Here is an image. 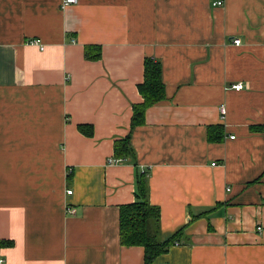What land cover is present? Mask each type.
I'll use <instances>...</instances> for the list:
<instances>
[{
    "label": "crops",
    "instance_id": "crops-1",
    "mask_svg": "<svg viewBox=\"0 0 264 264\" xmlns=\"http://www.w3.org/2000/svg\"><path fill=\"white\" fill-rule=\"evenodd\" d=\"M64 1L0 0V264H144L139 173L183 233L152 264H264V0ZM147 59L165 98L133 129Z\"/></svg>",
    "mask_w": 264,
    "mask_h": 264
},
{
    "label": "trees",
    "instance_id": "trees-1",
    "mask_svg": "<svg viewBox=\"0 0 264 264\" xmlns=\"http://www.w3.org/2000/svg\"><path fill=\"white\" fill-rule=\"evenodd\" d=\"M90 48L86 49V58L88 60L99 59L100 52L92 55ZM139 91L143 97V102L134 105L131 125L133 129L145 123V113L148 108L165 98V86L162 81V69L159 62L151 59L145 61V81L139 85ZM79 130L87 136H91L93 133L90 125H80ZM209 139L215 140L211 135H209ZM114 155L121 161L129 158L136 159L135 151L131 146V135L115 141ZM147 176L148 173L138 174L136 201L121 207L120 242L126 247H144V264H152L157 258L168 253L171 246L178 245L180 243L179 236L183 233L182 231L179 232L168 241L161 240V212L159 207L150 204ZM6 244L10 245L11 243L7 242Z\"/></svg>",
    "mask_w": 264,
    "mask_h": 264
},
{
    "label": "built area",
    "instance_id": "built-area-1",
    "mask_svg": "<svg viewBox=\"0 0 264 264\" xmlns=\"http://www.w3.org/2000/svg\"><path fill=\"white\" fill-rule=\"evenodd\" d=\"M77 2H78V0H65L64 3H63V7L69 6L71 4H76ZM223 5H224V2L223 1H216L213 4V6H219V7H221ZM31 43L34 44V45H37L38 47H40L41 50H44L45 49L44 45L42 44V42L39 39H33L31 41ZM233 43L236 44V45H240L241 44V41H240V39H234L233 40ZM233 88L236 89V90H242V89H244V85L241 84V83H239L237 85H234ZM222 113L223 114L226 113V109L225 108H222ZM114 161L116 163L121 162V160H115V159H114ZM111 162H113V161H110V163ZM72 193H73L72 190L71 191H67V194L68 195H72ZM258 230H261V228L259 227Z\"/></svg>",
    "mask_w": 264,
    "mask_h": 264
}]
</instances>
